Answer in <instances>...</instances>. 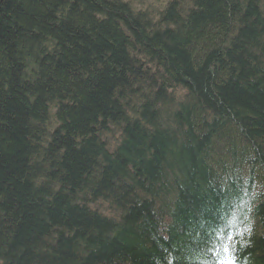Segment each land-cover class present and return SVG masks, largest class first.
Returning a JSON list of instances; mask_svg holds the SVG:
<instances>
[{
	"label": "trees",
	"instance_id": "16d2710c",
	"mask_svg": "<svg viewBox=\"0 0 264 264\" xmlns=\"http://www.w3.org/2000/svg\"><path fill=\"white\" fill-rule=\"evenodd\" d=\"M133 5L1 1L0 264H264V0Z\"/></svg>",
	"mask_w": 264,
	"mask_h": 264
},
{
	"label": "bare ground",
	"instance_id": "6f19581e",
	"mask_svg": "<svg viewBox=\"0 0 264 264\" xmlns=\"http://www.w3.org/2000/svg\"><path fill=\"white\" fill-rule=\"evenodd\" d=\"M126 2H128L129 4L136 6V8L139 10V11H142V12H145V11H148L150 10L151 12L153 11V13H156V12H160L161 10H163L164 6H166L169 2V0H124ZM221 149L217 148V146L213 145L211 148H209L207 151L208 152H214L216 154H218V152L220 151ZM254 172L256 174H254L255 176L252 177V182L249 183V187H248V190L247 192H251L253 193L255 191V187H256V183H262V179L261 177L258 175L257 176V172L255 171L254 169ZM238 193L240 194V197L242 198L243 195H245V191L242 190V187H240V189H238ZM240 197L238 196L237 198H234L232 200L233 203L239 201ZM208 239V242H209V245H208V248L209 250H212V251H215L217 248L220 247L219 243L213 241L211 239V236L207 238ZM228 243V240H226V244ZM215 259V261H214ZM203 260L205 261L204 264H222L224 263L226 260L224 259H217V262H216V258H212L209 257V255L207 254L206 257H203ZM223 260V261H222Z\"/></svg>",
	"mask_w": 264,
	"mask_h": 264
},
{
	"label": "snow or ice",
	"instance_id": "6c2138e0",
	"mask_svg": "<svg viewBox=\"0 0 264 264\" xmlns=\"http://www.w3.org/2000/svg\"><path fill=\"white\" fill-rule=\"evenodd\" d=\"M225 250H227V249H225ZM228 264H232V261H228Z\"/></svg>",
	"mask_w": 264,
	"mask_h": 264
},
{
	"label": "rangeland",
	"instance_id": "374dc122",
	"mask_svg": "<svg viewBox=\"0 0 264 264\" xmlns=\"http://www.w3.org/2000/svg\"><path fill=\"white\" fill-rule=\"evenodd\" d=\"M238 186V185H237ZM238 189H240V188H238ZM199 250V249H198ZM198 250H196V251H198Z\"/></svg>",
	"mask_w": 264,
	"mask_h": 264
},
{
	"label": "water",
	"instance_id": "95a60500",
	"mask_svg": "<svg viewBox=\"0 0 264 264\" xmlns=\"http://www.w3.org/2000/svg\"><path fill=\"white\" fill-rule=\"evenodd\" d=\"M2 0H0V3H1Z\"/></svg>",
	"mask_w": 264,
	"mask_h": 264
}]
</instances>
